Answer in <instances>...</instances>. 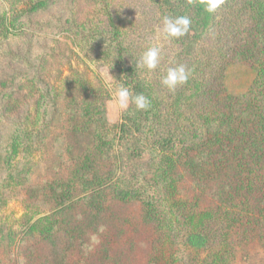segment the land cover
<instances>
[{
	"label": "trees",
	"instance_id": "trees-1",
	"mask_svg": "<svg viewBox=\"0 0 264 264\" xmlns=\"http://www.w3.org/2000/svg\"><path fill=\"white\" fill-rule=\"evenodd\" d=\"M58 1L41 0L31 6L26 24L32 25V32L13 23L19 15L9 19L0 12V56L25 67L23 77L43 85L42 63L36 66L30 58L42 29L69 33L82 49L92 52L95 44H105L100 56L106 59L112 54L110 61L124 86L132 95H145L150 106L137 110L130 99L132 106L105 139L101 130L92 131L91 124L88 129V123L82 128L72 117L64 134L73 164L71 179L48 182L29 196L46 199L52 211L23 228L35 238L28 264L37 260L40 264H139L129 255L138 249L137 244H125L122 250L124 233L117 240L109 237L115 236L110 234L111 204L138 206L141 228L150 232L148 264H165L162 255L167 243L224 245L231 250L204 264H228V257L241 243L263 240L264 0H223L212 13L201 0H151L162 19L186 15L191 20L186 35L170 38L175 45V62L170 66L183 65L190 71L188 81L174 91L161 83L167 72L156 74L159 78L150 84L139 75L138 67L127 63L116 10L107 0L78 2L79 9L100 7L94 23L87 27L76 20H31ZM14 41L23 47L14 45L13 49ZM25 48L29 50L24 54ZM233 63L254 71L246 90L235 94L227 84ZM88 81L81 78L78 86L95 106L96 121L104 124L98 104L88 95L94 93ZM44 137L41 128L14 135L5 166L10 167L30 143L45 141ZM120 142L126 147L118 150ZM27 167L11 174L16 184H28ZM101 225L105 227L102 233L98 232ZM94 234L99 243L87 250L84 246Z\"/></svg>",
	"mask_w": 264,
	"mask_h": 264
},
{
	"label": "rangeland",
	"instance_id": "rangeland-1",
	"mask_svg": "<svg viewBox=\"0 0 264 264\" xmlns=\"http://www.w3.org/2000/svg\"><path fill=\"white\" fill-rule=\"evenodd\" d=\"M79 1L59 0L51 10L35 14L31 20L41 23L76 20L79 25L86 24L87 27L94 23L95 15L100 13V7L83 6L79 9ZM38 2L41 0H0V12L9 19L19 15L21 18H16L13 23L20 27L26 26L29 32H32V25L29 26L26 22L30 19L29 9ZM106 2L116 10V24L122 36V52L124 54L128 51L126 57L130 66L137 67V61L149 47H159V64L155 70L150 72L146 68L138 67L139 75L148 83L154 84L159 78L156 74L174 68L170 64L175 62V45H172L170 38H164L162 17L156 6L151 0ZM42 30L41 36L36 38L30 58L36 66L42 63L43 85L23 77L22 74L27 72L25 67L0 56V264H28V257L33 256L29 251L35 238L25 234L23 228L29 222L50 215L52 204L41 197L30 198L31 191L39 190L48 182L68 180L72 177L73 164L66 152L64 140L72 117L82 128L88 123V129L91 124L92 131L101 130L105 139V136L108 137L107 132L113 125L122 121V117L132 106L129 101V108L122 110L114 98L113 93L124 84L110 61L112 54L106 59L99 54L106 48L105 44H95L92 52L82 49L80 43L69 33H58L57 29L50 28ZM144 30L147 31L144 33ZM14 45L23 47L21 43L14 41L13 49ZM28 50L29 48H25L23 53ZM81 78L89 80L94 93L88 95H92L93 102L98 104V110L103 119L105 118L104 124L94 118L96 108L90 104L89 96L78 86ZM252 78L254 71L251 67L233 63L227 84L232 93H240L246 90ZM40 128L45 141L30 143L28 148L12 161L10 167L5 166L13 136L23 129L34 132ZM118 147L120 150L126 145L120 142ZM23 165L28 166L29 182L20 186L13 181L11 174ZM182 194L184 193L181 192ZM110 211V234L115 236L109 237L117 240L120 233H124L125 237L120 241L122 250L125 244L128 247L134 242L138 249L129 254L131 260L148 264L151 253L150 232L141 228L138 206L111 204ZM111 222L113 225H110ZM167 246V252L162 255L165 264L172 260L175 264H204L209 258L231 250L224 245L204 247L199 242L184 240L177 244L167 243ZM35 247L44 251L42 246ZM228 259V264H264V239L254 240L251 244L246 241L241 243ZM30 264L40 262L37 260Z\"/></svg>",
	"mask_w": 264,
	"mask_h": 264
},
{
	"label": "clouds",
	"instance_id": "clouds-1",
	"mask_svg": "<svg viewBox=\"0 0 264 264\" xmlns=\"http://www.w3.org/2000/svg\"><path fill=\"white\" fill-rule=\"evenodd\" d=\"M193 0H189L192 3ZM201 3L205 5V10L209 13L214 12L222 3L223 0H201ZM162 33L164 38H180L186 35L190 29L191 20L188 16L172 17L170 15H164L162 19ZM160 58L159 47H149L142 55L140 60L137 61V67L146 68L148 71H153L158 67ZM190 76V71L181 65L175 68H169L167 75L161 80L162 85L166 86L169 90L174 91L177 85L185 84ZM115 100L118 102L119 108L127 110L129 108V101L135 105L137 110H146L150 106L149 99L143 94L132 95L130 90L124 85H120L113 93ZM105 227L101 225L98 228V232L102 233ZM90 244H86L84 247L87 250H91V246L99 243V237L92 235L90 237Z\"/></svg>",
	"mask_w": 264,
	"mask_h": 264
}]
</instances>
